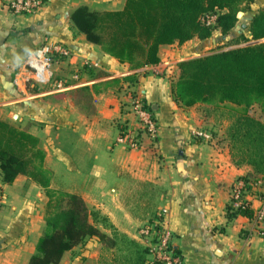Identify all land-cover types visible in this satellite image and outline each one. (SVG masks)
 I'll return each instance as SVG.
<instances>
[{"label": "crops", "instance_id": "crops-1", "mask_svg": "<svg viewBox=\"0 0 264 264\" xmlns=\"http://www.w3.org/2000/svg\"><path fill=\"white\" fill-rule=\"evenodd\" d=\"M124 3L48 0L33 15L15 16L0 0V118L37 136L45 167L68 176V185L81 193L89 210H99L128 237L139 242L138 226L164 209L181 264H264V236L257 222L241 213L228 214L231 189L240 178L252 182L246 194L252 212L260 206L264 174L234 162L229 120L211 116L210 105L183 106L172 95L177 65L191 57L185 48L199 39L163 44L158 63L135 68L88 41L70 19L81 5L101 11L121 9ZM45 41L69 49L68 56L56 55L53 63L55 77L67 87L30 84L22 92L13 83L15 72ZM131 91L150 105L158 125L156 138L129 113ZM198 129L212 138L193 136ZM122 132L137 135L140 145L118 142ZM21 177L27 178L20 174L11 184L0 180V264H28L44 231L41 217L30 213V192L37 189L41 196V186L33 181L21 188ZM128 196L155 209L136 216ZM58 264L113 263L99 239L90 237L65 251Z\"/></svg>", "mask_w": 264, "mask_h": 264}, {"label": "trees", "instance_id": "trees-1", "mask_svg": "<svg viewBox=\"0 0 264 264\" xmlns=\"http://www.w3.org/2000/svg\"><path fill=\"white\" fill-rule=\"evenodd\" d=\"M255 1L125 0L116 10L78 6L70 19L88 41L119 62L137 68L158 63L163 44H183L192 38L206 40L215 30L228 34L240 20L237 13L251 11ZM206 15L215 18L207 23ZM242 28L247 33H240L241 41L257 42L180 61L172 95L183 106H242L243 111L227 127L231 155L236 164H249L256 173L264 174V121L248 113V108L257 104L264 114V3ZM44 160L37 136L0 118L2 183L11 184L22 174L52 191V172ZM60 201L63 209L57 220L46 221L28 264H58L65 251L90 237L99 239L113 264H143L147 248L119 231L99 210L90 211L81 195L64 192ZM228 211L229 216L241 213L253 218L248 207L235 209L231 205ZM97 224H104L110 234Z\"/></svg>", "mask_w": 264, "mask_h": 264}, {"label": "built area", "instance_id": "built-area-1", "mask_svg": "<svg viewBox=\"0 0 264 264\" xmlns=\"http://www.w3.org/2000/svg\"><path fill=\"white\" fill-rule=\"evenodd\" d=\"M3 5L15 16L33 15L40 11L48 0H1ZM215 15H206V22L214 20ZM56 55L68 56L69 49L59 42L45 41L31 50L24 58L13 77L15 87L24 92L28 85H40L62 90L67 82L54 75L53 63ZM88 65H94L86 63ZM130 108L137 116L140 127L152 139L158 135V125L153 111L146 101L135 91L130 93ZM193 136L202 139L212 138L211 133L204 130L193 131ZM118 142L127 143L131 148L140 145L137 135L122 132ZM248 185L252 182L240 178L231 189V205L233 208L251 209V201L247 197ZM256 185V183L254 184ZM261 204L253 210V218L259 225L258 233L264 236V193L260 196ZM137 237L147 248V255L143 264H181L182 255L174 245L175 235L168 227L164 209L156 211L155 215L141 223L137 228Z\"/></svg>", "mask_w": 264, "mask_h": 264}, {"label": "rangeland", "instance_id": "rangeland-1", "mask_svg": "<svg viewBox=\"0 0 264 264\" xmlns=\"http://www.w3.org/2000/svg\"><path fill=\"white\" fill-rule=\"evenodd\" d=\"M262 1L263 0H256L254 3H252L251 4V9H252L251 11H245V12L239 11L238 13H242V15L240 17L238 16V13H237V17L240 20L237 23V25L228 34L223 35L220 33L219 30H215L213 32V34L210 36V38H208L207 40H204V41L198 40V41H196V43L190 44L189 46H187V48H185V50L189 54V56H191L189 58L199 56L202 54H206L209 52H213L216 50L229 49V48L248 45V44L256 42V41H251V40L243 42V41H241V39H239V37H240L239 35L242 31L246 32V29L242 28L243 25H246L248 23L252 13L260 7V5L263 3ZM112 6L114 8H118V7H116V6H118V3L116 5H112ZM178 45H180V44H178ZM189 58H187V59H189ZM176 79H173L172 85L176 81ZM208 110H209L208 113H210V115L215 117V118H220V119H223L225 121L229 120L230 121L229 125H230L232 123V121L237 117V115H239L243 111V107L242 106H236V105L231 104V103H222V104L210 105V108H208ZM129 113H131L132 115H135L134 112L130 108V101H129ZM248 113L253 115L254 117L264 121V114L262 113L260 107L257 104L250 106L248 108ZM7 121H9L10 123H12L13 125H15L16 127L20 128V129L26 130L23 125H19V124H17V122H15V121L13 122L11 119H9ZM137 121H138V118H137ZM138 123H139V121H138ZM229 125H227V127ZM51 169L53 170L52 177L54 176L52 178L53 179L52 180L53 183L51 186L52 191H50V190L46 191V190L41 188L42 194H41V196H39L37 194V189H32L33 191L31 190L30 195H29V197L32 198L31 200L34 201V207L30 209V213H33V214L41 217V220H43V223H44V231H45L46 221L48 219L57 220V215L59 214L58 212L61 211L64 207L63 202L60 201V195L62 193H64V192L77 193V194L81 195V193H79L77 189H73L70 187V185H68V183H70V179L68 176L62 175L59 172L58 173L55 172V170L53 168H51ZM26 177L27 178L21 177L17 180V183L20 184L19 187L23 188L27 184H30L31 182H33V180L30 177H28V176H26ZM14 191H15L14 193L17 194V192H18V194H20L19 189H15ZM81 197H82V195H81ZM133 199L134 198H130V196H128V198L126 200L129 201L128 204H130V210L136 216H141V214H143L147 211L150 212V211L155 209V207L150 206V204L140 206L138 203L133 201ZM132 201L134 203L131 204ZM150 214H152V213H150ZM154 215H155V213L152 214L151 218ZM101 225L102 226L99 227L100 229H102V230L108 229V228H104V224H101Z\"/></svg>", "mask_w": 264, "mask_h": 264}, {"label": "water", "instance_id": "water-1", "mask_svg": "<svg viewBox=\"0 0 264 264\" xmlns=\"http://www.w3.org/2000/svg\"><path fill=\"white\" fill-rule=\"evenodd\" d=\"M242 15V13H238V16L240 17ZM257 42V41H256Z\"/></svg>", "mask_w": 264, "mask_h": 264}]
</instances>
